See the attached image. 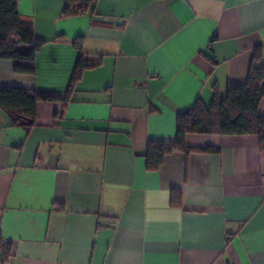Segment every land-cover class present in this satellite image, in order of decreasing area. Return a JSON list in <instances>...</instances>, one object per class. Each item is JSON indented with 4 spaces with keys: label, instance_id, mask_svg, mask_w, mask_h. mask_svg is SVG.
<instances>
[{
    "label": "crops",
    "instance_id": "1",
    "mask_svg": "<svg viewBox=\"0 0 264 264\" xmlns=\"http://www.w3.org/2000/svg\"><path fill=\"white\" fill-rule=\"evenodd\" d=\"M66 5L17 0L44 44L33 74L0 59V86L61 95L79 54L91 66L63 110L39 101L34 123L13 125L0 109V264H264L255 136L187 134L218 151L145 160L178 113L264 63V0H97L68 17Z\"/></svg>",
    "mask_w": 264,
    "mask_h": 264
},
{
    "label": "trees",
    "instance_id": "2",
    "mask_svg": "<svg viewBox=\"0 0 264 264\" xmlns=\"http://www.w3.org/2000/svg\"><path fill=\"white\" fill-rule=\"evenodd\" d=\"M66 1L63 15L68 17L86 12L97 0ZM43 44L44 40L35 36L31 23L23 20L19 14L17 0H0V59L11 60L13 70L17 73L33 74L35 56ZM73 45L80 50L78 39L73 41ZM89 67L79 54L67 92L63 95L16 86H0V109L13 125L24 119L34 123L39 101H59L63 110L70 101L74 84L82 71ZM262 97L264 63L255 55L243 83H228L224 93L214 92L209 103L198 100L192 107L178 113L172 139L148 141L145 151L147 169L156 170L165 156L173 152L188 154L218 151L216 147L188 146L185 140L187 134L252 135L257 138L260 147L264 146V115L258 111ZM180 204V192L173 191L171 205L179 207ZM1 247H4L2 260L5 261L9 255V245Z\"/></svg>",
    "mask_w": 264,
    "mask_h": 264
},
{
    "label": "water",
    "instance_id": "3",
    "mask_svg": "<svg viewBox=\"0 0 264 264\" xmlns=\"http://www.w3.org/2000/svg\"><path fill=\"white\" fill-rule=\"evenodd\" d=\"M31 123H32V121L31 120H27V119L21 120L19 122V124H23V125H27V124H31Z\"/></svg>",
    "mask_w": 264,
    "mask_h": 264
}]
</instances>
